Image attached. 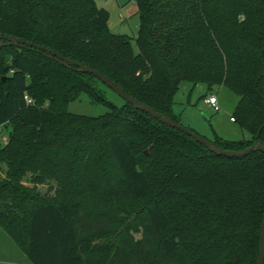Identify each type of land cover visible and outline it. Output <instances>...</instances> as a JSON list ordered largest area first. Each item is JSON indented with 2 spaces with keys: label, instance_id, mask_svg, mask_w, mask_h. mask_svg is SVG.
<instances>
[{
  "label": "trees",
  "instance_id": "1",
  "mask_svg": "<svg viewBox=\"0 0 264 264\" xmlns=\"http://www.w3.org/2000/svg\"><path fill=\"white\" fill-rule=\"evenodd\" d=\"M137 35L112 33L95 0H0V33L102 73L179 123L182 80L225 86L248 138L264 143V0H134ZM0 227L29 264H256L264 152L209 151L122 99L77 66L0 39ZM137 46V52L133 49ZM85 94L107 110L72 113ZM207 139V138H206ZM36 186L55 182L52 197Z\"/></svg>",
  "mask_w": 264,
  "mask_h": 264
},
{
  "label": "rangeland",
  "instance_id": "2",
  "mask_svg": "<svg viewBox=\"0 0 264 264\" xmlns=\"http://www.w3.org/2000/svg\"><path fill=\"white\" fill-rule=\"evenodd\" d=\"M97 6L109 12L108 27L112 33L126 34L130 37L137 35L139 16L136 13L134 0H95ZM137 52V46L133 43ZM105 96L115 104H121L122 99L109 87L104 86ZM214 94L217 99L218 110L204 102V98ZM239 100L236 93L225 86L214 88L208 92L204 83L193 85L187 80H182L174 96V112L178 115L179 123L192 129L199 135L213 139L217 135L225 140H241L248 138L249 133L239 127L238 123L231 120L235 106ZM72 113L97 116L104 113L107 108L101 104L91 103L85 94L68 105ZM10 125L0 126V143L4 144L9 135ZM6 165L0 163V178L4 177ZM31 174H27L22 183L33 187L30 182ZM40 196L52 197L55 194V182L46 181L34 186ZM0 264H29L25 251L0 227Z\"/></svg>",
  "mask_w": 264,
  "mask_h": 264
},
{
  "label": "water",
  "instance_id": "3",
  "mask_svg": "<svg viewBox=\"0 0 264 264\" xmlns=\"http://www.w3.org/2000/svg\"><path fill=\"white\" fill-rule=\"evenodd\" d=\"M5 39L8 41V44H14V45H22V46H29L31 48H35L37 50H42L51 56H53L58 62L64 64V65H71V66H77L80 71L84 73H89L94 75L97 79H99L102 83H104L107 87H109L111 90H113L118 96H120L124 101L131 103L135 108L144 111L151 115L152 117L160 120L161 122L176 128L182 132H184L186 135L192 137L195 141L205 146L209 151L212 153H215L217 155L227 156V157H243L248 155L251 152L254 151H263L264 152V143L256 142L248 147H246L243 150L235 151V150H228V149H222L216 145H214L211 141L206 139L205 137L199 135L192 129H189L182 124L172 120L168 116L157 112L153 108L147 106L143 102L137 100L133 96L129 95L125 91H123L116 83H114L112 80H110L108 77L103 75L102 73L94 70L91 67H88L86 65L77 63L67 57H64L57 52L53 51L52 49L42 47L38 44H34L30 41L22 40L21 38L10 36L6 34L0 33V39ZM0 45H2L0 41ZM256 264H264V213L261 219L260 223V230H259V249H258V255L256 259Z\"/></svg>",
  "mask_w": 264,
  "mask_h": 264
},
{
  "label": "built area",
  "instance_id": "4",
  "mask_svg": "<svg viewBox=\"0 0 264 264\" xmlns=\"http://www.w3.org/2000/svg\"><path fill=\"white\" fill-rule=\"evenodd\" d=\"M204 102L208 105H210L211 107H213L214 110H218V106H217V99L215 97L214 94H210L209 96H207L206 98H204ZM231 120L234 121V118L231 117ZM7 142V140H5V143Z\"/></svg>",
  "mask_w": 264,
  "mask_h": 264
}]
</instances>
